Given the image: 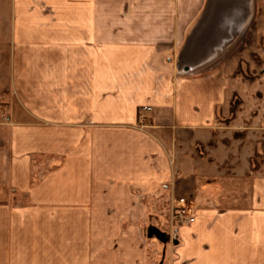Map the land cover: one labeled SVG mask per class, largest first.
<instances>
[{
    "label": "crops",
    "instance_id": "1",
    "mask_svg": "<svg viewBox=\"0 0 264 264\" xmlns=\"http://www.w3.org/2000/svg\"><path fill=\"white\" fill-rule=\"evenodd\" d=\"M257 1L0 0V264H264V181L195 150ZM181 196L194 221L157 237Z\"/></svg>",
    "mask_w": 264,
    "mask_h": 264
},
{
    "label": "rangeland",
    "instance_id": "2",
    "mask_svg": "<svg viewBox=\"0 0 264 264\" xmlns=\"http://www.w3.org/2000/svg\"><path fill=\"white\" fill-rule=\"evenodd\" d=\"M108 3L111 23L121 22L124 18L133 20L136 14L138 19L146 21L148 17L143 13L149 8L158 10L159 23H177L182 18L179 10L195 7L198 0H108ZM257 4V19L246 37L239 40L237 58L229 62L224 99L215 108L213 123L204 133L205 143H200L195 150L201 152L200 158L206 159L204 167L209 172L224 169L229 174L236 170L239 178L264 181V0H258ZM124 9L131 15H122ZM134 9L137 12H132ZM179 198L185 200L194 219L191 201L185 196ZM177 201L158 208L160 221L150 224L156 228L157 237L162 238L164 234L174 238L176 227L181 225L175 217ZM157 244L159 248L163 246L160 240ZM162 254L163 250H160L159 256Z\"/></svg>",
    "mask_w": 264,
    "mask_h": 264
},
{
    "label": "built area",
    "instance_id": "3",
    "mask_svg": "<svg viewBox=\"0 0 264 264\" xmlns=\"http://www.w3.org/2000/svg\"><path fill=\"white\" fill-rule=\"evenodd\" d=\"M178 205L175 208V217L178 219V221L183 224H190L194 219L193 216L190 213V210L187 209L184 199H179L177 201Z\"/></svg>",
    "mask_w": 264,
    "mask_h": 264
},
{
    "label": "trees",
    "instance_id": "4",
    "mask_svg": "<svg viewBox=\"0 0 264 264\" xmlns=\"http://www.w3.org/2000/svg\"><path fill=\"white\" fill-rule=\"evenodd\" d=\"M199 146H200V143H198L195 148L198 150ZM198 153L200 156H202L201 152H198Z\"/></svg>",
    "mask_w": 264,
    "mask_h": 264
}]
</instances>
